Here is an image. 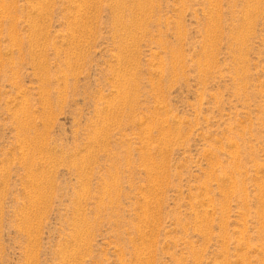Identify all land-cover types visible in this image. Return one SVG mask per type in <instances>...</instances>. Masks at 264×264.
<instances>
[{
    "label": "rangeland",
    "instance_id": "rangeland-1",
    "mask_svg": "<svg viewBox=\"0 0 264 264\" xmlns=\"http://www.w3.org/2000/svg\"><path fill=\"white\" fill-rule=\"evenodd\" d=\"M0 264H264V0H0Z\"/></svg>",
    "mask_w": 264,
    "mask_h": 264
}]
</instances>
